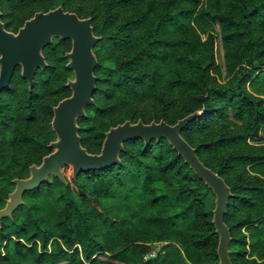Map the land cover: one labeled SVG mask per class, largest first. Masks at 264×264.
<instances>
[{"label":"rangeland","instance_id":"374dc122","mask_svg":"<svg viewBox=\"0 0 264 264\" xmlns=\"http://www.w3.org/2000/svg\"><path fill=\"white\" fill-rule=\"evenodd\" d=\"M151 1L153 0H144L143 3L147 5ZM155 1L160 4V7L168 2V0ZM212 1L201 0L198 4L195 0H181L177 9H194L192 16L183 14L179 20L188 23L189 27L184 31L178 29L180 24H169L170 26L160 34L178 45L173 49L169 47L170 53L178 49L180 52L191 51L192 57L207 67V71L213 79L225 82L235 74L240 66L244 47L239 42L230 44L225 42L223 26L196 16L203 4ZM219 2L223 9L231 10L243 0H220ZM113 4L112 0L1 1V19L5 23V27L13 32H17L35 12L47 11L60 5L82 17H92L96 21L100 19L99 30L103 33L100 35L106 36V42L102 50L98 52L99 73L103 80L98 93H96V104L89 108L87 118L82 119L79 123L85 129L82 132L83 144L94 153L101 151L105 133L111 126L127 119L133 121L142 119L147 122L164 119L170 123H176L180 118L193 112L190 106L198 103L194 92L186 95L178 94L179 98H175L169 93L165 94L164 91L162 96L147 97L133 95L132 85L128 82L119 84L121 78L117 72L119 62L123 57H130L137 50L135 45H125L130 42L131 35L136 33L131 30L132 25L129 22L142 18L146 5H138L133 8L125 7L120 10L121 12H117V16H113L111 15L112 11H117L112 7ZM154 11L160 13L163 10ZM146 26L150 28L149 25ZM257 26L258 36L264 39V23L260 19H258ZM121 44L123 50L121 54H118L115 49H117V45ZM71 47L72 41L64 40L55 47L48 48L49 50L46 51L47 61L52 64L53 68L49 78L39 80L34 91L29 92V83L22 77L20 66L12 81V88L2 93V99L7 103V112L4 116L5 120H0V194H9L15 188V184L9 183L13 178L28 177L30 175L29 167L34 163L40 164L43 157L49 153H45L44 145L50 144L57 138L52 128L54 107L61 99L72 93L67 82L74 77V73L67 68L69 58L66 56ZM158 51L161 52L162 49ZM183 70L180 69L181 72ZM158 71L165 78L176 76L173 65L163 66ZM250 83L248 82V87L254 93L258 94L256 89H264V84L253 88ZM171 95L176 104L169 102ZM258 95L264 97L263 93ZM1 126L3 127V137ZM242 132L243 126L240 123L219 122L205 128L193 126L185 131V136L193 143V146L199 147L202 158L215 168L216 172H221L222 177L246 196V198L243 197V200L237 199L234 202L236 204L230 207L228 216L233 236L240 243L242 250L238 263L264 264V217H262L264 215V198H257V194L262 192H250L252 188L264 186V164L259 165L236 159V156L244 153L264 154V133L260 131L259 135L249 133L247 137L235 138L231 145H220L217 150L204 147L205 142L214 141L222 136L242 134ZM224 158H226V163H224ZM129 162L132 164V168L140 171L145 161L131 159ZM146 162L151 163L152 160L149 159ZM164 162L157 159L153 161L151 168L155 174L153 182L147 188L142 182V177L136 190L125 194L122 189H115L113 195H108V200H103V197L99 196L98 202L93 203L85 198L87 195L82 193V189L80 190L76 186L72 187L82 211L92 221L91 233L97 247L100 248L92 257L104 252L106 255L114 257L111 261L118 262L121 260L118 254L125 247L130 246L133 252L126 258L139 261L149 257H158L157 264H163V254H158L160 248L166 246L167 243H173L179 247L187 260L190 259L188 253L192 251L195 264H198L196 260L201 261L200 255H203L205 263L216 264L214 253L217 252L219 236L211 239L208 244L198 242L204 235L215 231L212 227L215 194L212 196V201H214L213 208H211L212 215L207 214L210 205L206 198H202V194L197 196L193 203L194 214L186 218L180 214V210L186 205L185 201L179 205L170 201L154 203L151 199L157 195V191L153 188L157 183L171 184L178 190L201 186L195 178L184 175L173 177L167 174L160 169ZM65 170L68 176L72 175L71 165H67ZM81 182L86 190L93 185L92 179L87 175L82 177ZM56 187L58 189L55 192H45L36 199H29L33 206L32 210L44 218L47 228L51 223L60 219L59 211L63 202L59 200V186L56 185ZM253 200L257 202L253 204ZM4 205L0 204V208ZM123 217H126L127 220L123 221ZM159 217L174 218L176 224L169 226V229L166 222L154 225V221H159ZM106 219L114 222L107 223ZM193 220V225L188 223ZM258 226L260 227L258 228ZM126 228L136 230L138 233L136 240L128 246L127 238L122 232ZM160 235L165 237L162 238ZM72 250L79 252L83 257L80 242L75 241ZM126 261L123 259L122 263H126ZM86 263H89V260ZM190 264H194L191 259Z\"/></svg>","mask_w":264,"mask_h":264},{"label":"trees","instance_id":"16d2710c","mask_svg":"<svg viewBox=\"0 0 264 264\" xmlns=\"http://www.w3.org/2000/svg\"><path fill=\"white\" fill-rule=\"evenodd\" d=\"M1 1L2 0H0V5ZM180 1L181 0H168V2L160 7V4L156 3L155 0L147 5L143 3L144 0H112L114 3L112 7L117 10L112 11L111 15L113 16H117V12H121L120 10L122 8H133L138 5H146L145 11L142 13L143 17L129 22V24L132 25L131 30L136 31V33L131 35L129 39L130 42L125 45H135L137 50L134 51L130 57H123L119 62L117 71L121 75L119 84L128 82V84L132 85L133 95L147 97L154 95L162 96V92L164 91L165 94L169 93L175 98H179L178 94L186 95L194 92L198 103L194 106H190V108L193 112L201 110V114L190 121L182 130V135L192 145L193 143L185 136V131L193 126L195 128H205L219 122L231 124L240 123L243 126L242 134L222 136L214 141L205 142L204 147L210 150H217L220 145L229 146L235 138L242 136V138L247 137L249 133L253 135H259L260 131L264 133V97L258 95L264 94V89H256L258 90L257 94L248 87V82H251L250 84L253 88H258L259 85L264 84V39L258 36L257 26L258 19L264 23V0H243V2L236 4L235 8L233 7L231 10L223 9L222 4L219 2L220 0H213L212 2L203 4L196 14L197 17L203 20H209L223 26L225 29L223 40H225V42L228 44L239 42L240 45L244 47L241 54L240 66L235 71V74L225 82H219L213 79L209 75L207 67L198 59L192 57L191 51L180 52V49L177 51L173 50L172 53L168 51L169 47L173 49L177 48L178 45L168 38H165L160 32H163L164 29L170 26L169 24H180L181 26L179 25L178 29L185 31L189 27V24L180 22V17L183 14L192 16L194 13V9H177V6L181 4ZM200 1L201 0H195L198 4ZM157 9H162L163 11L156 13L154 10ZM92 23L95 34L100 36V39L94 45V51L98 58V64L95 68L97 87L93 95L96 102V93H98L100 83L103 80L99 73L100 64L98 52L102 50L106 42V36L100 35L103 34L99 30V23H101L100 19L96 21L95 18H92ZM146 25H149L150 28ZM64 40L71 39L54 37L53 42L44 47L43 53L46 60L48 59L46 53V51L49 50L48 48H53ZM122 47V44L117 45L115 51L121 54L123 50ZM194 48L195 44L193 45V51ZM159 49H162V51L159 52ZM152 64L153 66H151ZM169 65H173L175 68L176 76L174 78L162 77L161 73L158 71L159 68ZM20 66L21 65H17L15 68V75L13 74L9 85L0 91V120L2 121L5 120L4 116L7 112V103L3 101L2 93L12 88V81L17 75L16 71ZM52 68V64L48 63L45 69H37L33 85H29V92L35 90L39 80H47L49 78ZM181 68L184 69L182 72L180 71ZM172 95L169 102L171 104H176ZM95 104L96 103L86 106V115L79 117L78 123H80L82 119L87 118L89 108L93 107ZM2 128L1 126V134L3 131ZM84 130V127L80 125L79 133L81 135L82 144L84 138L82 132ZM138 144L140 145L138 146ZM43 148L46 150L45 153H50L53 150L49 144L44 145ZM196 148L201 160L207 166L215 170V168L202 158L199 147ZM88 151L90 150L88 149ZM120 157V163L103 168L83 170L75 177L73 174L68 176L65 167V180H62L52 173L38 186L26 191L24 193V202L13 211L11 216L2 218V229L0 231V264H157L158 257H149L139 261L126 258L128 254L133 252L130 246L127 248L125 247V249L118 254L119 259H121L118 262L111 261L114 257L112 255H106L104 252H101L96 257H92L93 254L100 250L91 233L92 221H90L89 216L82 211L78 199L75 197L72 190L73 186L78 187L80 190L82 189V193L87 195L85 198L95 203L98 202L99 196H102L103 200H108V195H113L115 189H122L125 194L126 192L136 190V186L142 177V182L147 188L149 184L153 182L155 173L151 165L155 159L165 161L164 165L160 166V169L167 174L173 177L184 175L195 178L199 181L201 186L178 190L177 187L171 184L157 183L153 187L154 190L157 191V195L151 199L154 203H157V201H170L179 205V203L185 201L186 205L180 210V214L183 215L182 217L186 218L194 214L192 208L193 203L197 196L202 194V198H206L210 205L207 214L212 215L211 208H213L214 205V201H212V196L214 195L212 188L202 178L196 175L190 165L185 161L184 157L178 154L177 150L167 138H151L148 141H145L142 137L129 139L124 142V149L120 152ZM131 159L145 161L143 168L140 169V171L132 168V164L129 162ZM149 159L152 160L151 163L146 162ZM236 159L259 165L264 164V154L244 153L236 156ZM226 162V158H224V163ZM219 173L220 175L222 174L221 172ZM84 175L92 179L91 183L93 185L88 188V190H86L81 182ZM224 179L231 186L233 193L229 199L227 212L225 214V221L230 228L232 236L229 245L230 257L234 264H239L238 259L242 250L240 249V243L236 241L233 236L232 227L228 222V216L230 207L236 204L234 202L237 199L243 200V197L246 198V196L240 193L235 186L231 185L226 178ZM12 180H10L9 183L14 185L15 183ZM91 183L89 182L88 185L90 186ZM56 185L59 186L60 190L58 194L59 200L63 202L61 210L59 211L60 219L51 223L50 227L47 228L44 218L32 210L33 206L29 202V199H36L45 192H55L56 189H58ZM139 189L141 188L139 187ZM250 192H262L257 194V198H264V186L252 188ZM93 194L97 196L95 197ZM8 195L9 194H0L1 205L6 203V197ZM256 202V200H253V204ZM103 216L105 215L103 214ZM262 217H264V215H262ZM125 220H127V218L123 217V221ZM158 220L159 221H154V225H161L163 222H166L168 229L176 224L175 219L171 217H159ZM106 222L113 223L114 221L112 220L111 222L106 219ZM188 223L193 225L194 220ZM212 227L215 229L214 223ZM259 227L260 226H258V228ZM122 232L125 238H127V246L137 238L136 236L138 233L136 230L126 228L123 229ZM217 236L218 234L212 231L204 235L198 242H200V244H208L211 239L214 237L217 238ZM75 241L82 244L83 257L79 252L72 250ZM163 250H165V252H163ZM158 254H163V264H190V259L195 264L192 251L188 253L190 259L187 260L179 247L173 243H167L166 246L160 248ZM214 255L216 264H221L218 252L215 251ZM200 258L201 261L196 260V263L208 264L204 262L203 255H200ZM123 259L127 260L126 263H122ZM87 260H89V263H86Z\"/></svg>","mask_w":264,"mask_h":264},{"label":"water","instance_id":"95a60500","mask_svg":"<svg viewBox=\"0 0 264 264\" xmlns=\"http://www.w3.org/2000/svg\"><path fill=\"white\" fill-rule=\"evenodd\" d=\"M1 16L0 5V91L9 85L17 65H21L22 76L32 86L37 69L48 66L43 49L53 42L54 37L71 39L72 47L66 56L69 58L67 67L73 71L74 77L67 82L72 93L54 107L52 127L57 138L49 144L53 150L43 157L40 164L30 166L28 177L13 178L15 188L0 208V231L2 218L11 216L24 202V193L45 181L50 174L65 180L64 167L67 165H71L75 177L83 170L120 163V152L124 149L125 141L135 137H142L145 141L165 137L196 175L212 188L215 194L213 223L219 236L217 252L220 263L234 264L229 248L232 236L225 221L229 199L233 195L231 186L201 160L197 148L182 135L183 128L199 116L201 110L187 114L176 123L164 119L150 122L127 119L106 131L100 152H90L82 144L78 118L86 115L87 105L95 103L93 95L97 87L95 68L98 58L94 45L100 36L94 32L92 17H81L60 5L47 11L35 12L17 32H13L5 27Z\"/></svg>","mask_w":264,"mask_h":264}]
</instances>
